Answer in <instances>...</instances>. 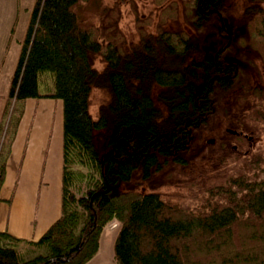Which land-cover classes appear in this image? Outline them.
Masks as SVG:
<instances>
[{"label":"trees","instance_id":"obj_1","mask_svg":"<svg viewBox=\"0 0 264 264\" xmlns=\"http://www.w3.org/2000/svg\"><path fill=\"white\" fill-rule=\"evenodd\" d=\"M212 33L225 39L207 54ZM42 97L62 101L61 215L36 241L0 231V264H85L113 223L116 264H264V0H35L0 190Z\"/></svg>","mask_w":264,"mask_h":264},{"label":"crops","instance_id":"obj_2","mask_svg":"<svg viewBox=\"0 0 264 264\" xmlns=\"http://www.w3.org/2000/svg\"><path fill=\"white\" fill-rule=\"evenodd\" d=\"M34 3L35 0H0V66L12 40L19 55ZM4 97L0 98V125L6 104ZM49 100L39 104L30 132L27 131L30 111L21 118L0 190V231L24 240H38L61 215L62 101ZM53 104L58 107L57 117ZM9 198L11 201L7 203ZM115 235L113 225L105 226L98 251L85 264H116Z\"/></svg>","mask_w":264,"mask_h":264},{"label":"rangeland","instance_id":"obj_3","mask_svg":"<svg viewBox=\"0 0 264 264\" xmlns=\"http://www.w3.org/2000/svg\"><path fill=\"white\" fill-rule=\"evenodd\" d=\"M121 11H122L121 23H120L121 27L125 31H131V29H133V18H132L133 15L130 12L129 7L126 8L125 6H122ZM224 39H225V35L219 36L216 33L209 34L207 36V39H206V42L204 45L207 54H212L216 50H218L219 46L222 44ZM17 55H18V47H16L15 40H12L11 41V47L8 49L7 53L4 56L2 55L3 56L2 61H1L2 65L0 66V98H2L3 96H6L8 91H9L10 81H11V77H12V74H13V71L15 68V62H16ZM98 66L100 67L99 64H98ZM41 81L44 85H47L48 83H50L49 79L46 78L45 75ZM43 90L46 91V88L44 87ZM99 96L100 95L97 92H95L93 95V102H92V105L90 107V112L93 116L96 115V107H97ZM45 101H50V100L48 98L42 97L40 99H32V100H30V102H29V100H27L25 102L24 112H23L22 117L27 114L26 113L27 111H30V114H31V116L29 118L30 119L29 125H27L28 126L27 127L28 132L31 131L30 128L33 125L35 117H37L35 115L38 114L39 104L43 103ZM29 104H31L32 106H29ZM53 105H54V108H56V105L55 104H53ZM53 111H54V109H53ZM55 112H56V117H57L58 107L56 108ZM7 117H8V115H7ZM51 117L53 118V114H51ZM5 123H6V120H4L3 125ZM17 126L19 127V124ZM18 127H17V130H18ZM210 141H213V139H211ZM160 191L164 194V197H167L171 194L179 192V190H177V188H173V187H170V188L162 187V188H160ZM169 198H170V196H169ZM106 240H108V239H106Z\"/></svg>","mask_w":264,"mask_h":264},{"label":"water","instance_id":"obj_4","mask_svg":"<svg viewBox=\"0 0 264 264\" xmlns=\"http://www.w3.org/2000/svg\"><path fill=\"white\" fill-rule=\"evenodd\" d=\"M210 142H212V141H210Z\"/></svg>","mask_w":264,"mask_h":264}]
</instances>
